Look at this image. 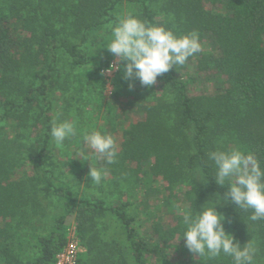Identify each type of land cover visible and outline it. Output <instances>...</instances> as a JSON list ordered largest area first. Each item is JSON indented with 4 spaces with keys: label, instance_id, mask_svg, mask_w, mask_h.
Wrapping results in <instances>:
<instances>
[{
    "label": "trees",
    "instance_id": "obj_1",
    "mask_svg": "<svg viewBox=\"0 0 264 264\" xmlns=\"http://www.w3.org/2000/svg\"><path fill=\"white\" fill-rule=\"evenodd\" d=\"M125 1L128 12L165 25L178 36L195 30L200 42L206 38L212 48L157 77L149 90L156 97L142 104V117L123 131L116 162L100 160L99 167L116 183L132 176L141 182L146 167L162 177L170 191L168 213L177 226L172 234L181 238L184 223L178 208L195 214L205 202L217 200L219 192L217 210L226 217L224 226L235 241L251 243L253 264H264V219L252 221L251 210L222 200L229 185L216 183L209 160L212 151L240 149L254 154L264 167V0H0V264H56L67 245V222L73 214L88 254L78 264H149L151 256L166 257L165 246L139 234L129 202L113 206L97 197L78 200L56 184L48 156L54 145L50 130L56 92L74 93L70 71L92 63L85 44L108 31L109 22L118 21V6ZM104 43L99 76L111 63ZM61 56L70 71L59 67ZM212 76L220 78L214 92L192 93L200 78ZM119 80L129 81L122 71ZM10 122L18 123L25 136L37 133L39 144L6 138ZM111 131L117 133L115 125ZM26 160L32 161L36 175L14 179ZM188 184L187 204L182 206L176 189ZM53 204L61 211L35 235L37 255L30 258L21 233L37 231L34 219L45 216L44 209ZM112 227L116 237L109 238ZM201 264L234 261L221 253L203 258Z\"/></svg>",
    "mask_w": 264,
    "mask_h": 264
},
{
    "label": "rangeland",
    "instance_id": "obj_2",
    "mask_svg": "<svg viewBox=\"0 0 264 264\" xmlns=\"http://www.w3.org/2000/svg\"><path fill=\"white\" fill-rule=\"evenodd\" d=\"M206 8L211 9L213 6L207 4ZM118 9L119 16L128 12L127 2L121 3ZM116 23V21L109 22L106 28L108 31L104 30L100 33L101 36L97 40L95 37L90 38L85 44L86 52L90 55L92 62L89 65L70 71L64 56H61L62 60L59 62V67L63 71L68 70L70 74L75 75V78L73 77L74 93H63L62 90L57 91L54 101L55 107L51 114L54 115V119L58 117L60 120L67 119L72 121L76 127V135L68 138L62 145L57 146L54 143L48 151V156L54 163L53 173L56 184H63L68 190L73 192L74 197L78 200L97 197L106 201L108 205L113 206L129 202L131 206L128 210L130 214L137 217L135 227L139 234L148 240L155 241V243H161L166 248V257L163 260H158L156 257L151 256L149 264H201L202 258L199 256L193 258L185 247L184 240H178L181 238L179 234L175 231L174 233L176 234H172L173 229L177 226L174 217L168 213V195L170 191L167 189V183L163 181L162 177H154L149 167H146L145 172L140 176L141 182L137 180L138 176H132L127 180L122 179L116 183L112 175L106 174L100 184L92 185L91 178L87 176L91 163L93 167L100 168L98 161L101 159L98 155L93 154L90 146L85 142V134L93 129H98L112 135V125H115L117 133L113 134V136L116 139L117 146H119L122 141L123 131L130 128L136 119L142 117V104L153 101L154 97H156V93L152 95L149 92L152 86H143L135 80V86L130 88V81H127V83L121 82L119 80L120 69L103 75L101 69L99 76L100 46L102 45L103 47V43L110 39L112 28ZM104 44L106 46L107 42ZM201 45L204 51H210L212 48L210 41L206 38ZM108 55L111 56V62L115 60L117 63H123V61H119V58L114 57L111 52ZM189 69L191 71L192 67L190 66ZM219 79L216 76L200 78L192 86V93L214 92V86ZM159 84V82L156 83L158 95L162 92ZM80 87L87 89L85 92L80 93L78 90ZM67 97H70L68 101H66ZM17 124L16 122L8 123L5 130L6 138L11 141H17L19 144L21 142L25 143L27 146L39 144L40 137L37 133L30 135L27 132V136H25L26 133L23 134L24 130ZM85 158L90 159L91 162L85 160ZM22 162H24V165L16 169L13 176L14 179H24L36 175L32 168V161L26 160ZM189 188L190 185L188 184L181 185L176 189V194L179 195L182 206L187 204L185 198ZM54 199L55 201L57 200V198ZM40 202L42 203L43 201L40 200ZM44 210L46 212L45 216L39 214L34 219L37 231L28 228L21 233L28 244L27 254L30 258H34L37 255V249L33 246L35 235L44 232L50 226L52 218L61 211V207L58 206L56 208L53 204L47 206ZM1 224H4V222L1 221ZM227 230L232 233L231 229ZM109 235V238L116 237L114 227L110 228ZM75 236L79 239L76 216L73 214L69 216L67 222V241ZM80 244L79 260L88 256L87 248L81 240Z\"/></svg>",
    "mask_w": 264,
    "mask_h": 264
},
{
    "label": "clouds",
    "instance_id": "obj_3",
    "mask_svg": "<svg viewBox=\"0 0 264 264\" xmlns=\"http://www.w3.org/2000/svg\"><path fill=\"white\" fill-rule=\"evenodd\" d=\"M104 47L125 63L114 60L107 69H102V75L120 69L130 81V88L135 86L137 79L141 85L151 87L158 76L169 72L173 66H184L190 57L202 51L197 31L178 36L165 25L149 23L133 12L123 13L118 18ZM50 135L59 146L76 135V127L72 121L57 117L52 122ZM84 140L101 160L107 164L116 162L118 149L113 135L93 129L85 134ZM209 160L214 163L212 176L216 183L229 185L222 200L234 203L244 212L251 210L252 221L264 219V167L258 158L230 148L210 152ZM105 175L103 167L95 168L91 163L87 176L92 185L100 184ZM216 195L217 200L205 202L195 214L178 208L184 223L182 238L178 240H184L193 258H215L223 253L231 256L234 264H253L255 249L250 242L235 241L234 235L226 231L223 223L226 217L217 210L221 203L220 193Z\"/></svg>",
    "mask_w": 264,
    "mask_h": 264
},
{
    "label": "built area",
    "instance_id": "obj_4",
    "mask_svg": "<svg viewBox=\"0 0 264 264\" xmlns=\"http://www.w3.org/2000/svg\"><path fill=\"white\" fill-rule=\"evenodd\" d=\"M80 249V240L75 236L67 242L65 248L57 255L56 264H78Z\"/></svg>",
    "mask_w": 264,
    "mask_h": 264
}]
</instances>
